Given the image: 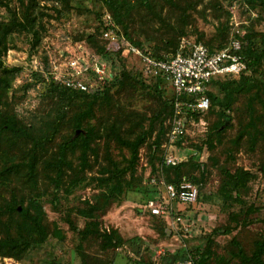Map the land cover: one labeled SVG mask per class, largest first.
Returning <instances> with one entry per match:
<instances>
[{
  "label": "rangeland",
  "instance_id": "374dc122",
  "mask_svg": "<svg viewBox=\"0 0 264 264\" xmlns=\"http://www.w3.org/2000/svg\"><path fill=\"white\" fill-rule=\"evenodd\" d=\"M30 1L0 0V22H9L15 15L19 18L22 3L34 6ZM34 1L41 11L36 10L38 41L33 35L15 32L0 56L13 75L1 110L46 142L36 149L28 140L14 143L7 137V143L0 142V167L21 166L19 173L8 176L7 181L0 178V239L7 231L6 207L11 200H21L28 207L33 198L38 199L43 209L45 239L38 246L22 250L15 258L0 257V264H176L195 248L208 249L212 258L226 261L237 246L249 256L255 242L264 239V66L247 74L253 78V89L234 99L231 123L221 136L214 138L212 147L207 144V135L217 116L207 114L202 116L203 124L194 120L187 127V135L176 143L172 154L203 159L204 166L199 169L204 170V178L197 185V201L189 207L173 204L170 216L153 218L144 207L145 193L155 188L148 178L164 166L151 159L150 143L160 127H168L170 131L166 101L172 100L173 93L165 81L158 87L145 82L141 59L124 52L122 42L143 49L142 53L148 50L163 56L167 40L215 44L227 16L229 34L237 27L244 32L242 26L250 24L249 29L262 30L258 16L254 18L253 13L229 0H150L151 13L132 1L123 25L113 23L119 39L110 42L102 33L103 22L110 13L99 0H69L68 5L52 0ZM105 53L110 57L105 62L108 79L116 80L123 73L128 76L126 84L112 88L104 99L99 96L93 106V118L83 125V129L91 127L94 132L88 167L79 174L80 150L78 147L68 150L65 157L70 168H64L66 176L57 186L51 165L60 145L72 137V121L83 112L86 100L78 98L64 106L52 86L60 84L72 64L78 66L89 60L91 63L92 58L104 62ZM80 79L93 84L92 75ZM211 92L216 93L214 88ZM144 132L151 137L139 148L133 171L118 177L122 184L120 196L106 209L99 210L100 180H113L112 184H117V174L112 170H124L130 157L117 138L134 140ZM252 136L256 137L255 142ZM31 156L37 190L31 189L27 178ZM237 170L254 176L239 206L225 204L218 197L224 179L222 172L233 174ZM186 172L195 178L200 174L188 168ZM17 218L13 216L14 221ZM113 231L124 241L117 249L104 247L100 237ZM215 231L218 234L212 235ZM84 232L91 235L85 236ZM211 263L215 264V260ZM230 264H237L236 259Z\"/></svg>",
  "mask_w": 264,
  "mask_h": 264
},
{
  "label": "trees",
  "instance_id": "16d2710c",
  "mask_svg": "<svg viewBox=\"0 0 264 264\" xmlns=\"http://www.w3.org/2000/svg\"><path fill=\"white\" fill-rule=\"evenodd\" d=\"M52 1L68 5L67 1L69 0ZM99 1L105 6L107 11L110 13L108 14V16L110 17L112 24L114 23L115 26L117 25L120 27L124 23V15H126V13H129V9L131 8L130 3L132 1L138 3L139 6L148 9L147 11L149 13L153 11V4L150 3V0ZM234 1L239 3L240 7H244L250 13H256L258 19L262 22V24L260 25L264 27V0H229V2L231 3H233ZM30 2L31 4H34V6L29 7L28 5L22 3L19 18H16L15 15L9 22H0V56L3 52L7 50L8 39L10 35L15 32H25L29 35H33L34 40L36 42L38 41V32L36 29V25H38L37 18L39 16L37 15L36 10L39 9L36 7L34 0H31ZM157 17L160 22L163 21L160 16ZM228 21L229 17L227 16L226 21L221 24L222 27H220L219 29V41L215 42V44H202L201 42H199L200 40H196L194 43L204 45L211 52L221 51L225 49L230 43L232 34H229ZM103 26L104 27L102 33L109 31L110 28L107 26L105 21L103 22ZM242 28L243 30L245 29L246 34L243 38H241V40L243 41V43L245 42L246 44L243 45V49L240 55L247 64V71L238 76H223L212 80L207 92V97L209 98L210 102L209 110L204 115L195 116L193 119L195 121H199V118H202V116L204 117L207 114H213L217 116L216 121L211 126L207 135V144L209 147H212L211 143L213 140H215L214 138L221 136L224 133L225 129L231 123L230 113L232 105L235 101L234 99L239 95L249 93L253 89V78L252 76L248 77L247 74L258 72L260 70V67L264 66V28H262V30H259L260 28L257 30L253 28L251 30L248 26H242ZM34 46L35 45H33V47ZM178 46L179 42H168L167 40L165 42V56L174 55L178 50ZM106 55L108 56V54L105 53V58L107 59L103 60L104 62L101 61L102 63L110 61V57L108 58L106 57ZM154 56L157 58L162 57V55ZM105 64L107 65V63ZM109 66L110 68H112V62ZM89 76L91 75H86L87 78H89ZM237 77L239 80H236ZM125 78H128V76L123 73L119 74L116 80H114V78L109 80L107 77L104 85H96L88 92H79L72 89H68L61 83L59 85L56 84L52 86L53 91L56 92L58 100L63 103L64 106L70 105L75 99L78 98H84L86 100L83 112L76 115L72 121L71 127L74 132L72 137H70L68 142H64L60 145L58 156L51 165V168L54 171L53 182L55 185L59 186L61 184V181L65 178L66 175L64 168H70V162H67V158L65 157L66 152L68 150L74 149L76 147H78V149L80 150L79 166L81 168L79 174L83 173L85 171V168L88 167L87 156L88 152L90 151V144L94 132L91 127L83 129L84 122H86L87 120L90 121L93 118V106L95 105L96 101L100 99L99 96L103 95L104 99V96H107L112 88L124 87V85L126 84ZM12 79V70L8 69L3 64V62L0 61V142L7 143V137L11 138V142H17L18 140H28L31 141L32 147L36 149V147L40 146L42 142H46V140L44 139L41 142L40 138H37L30 128L19 126L14 116H10L8 115L7 111L5 112L1 110L3 98L6 96V92L11 86ZM92 80H94L93 75ZM144 81L148 84L154 85V87H158V84H161L163 82L159 78H150ZM212 88L215 89V94L211 92ZM88 99L89 101H87ZM171 103L172 100L170 99L166 101V104L168 106V121L171 119L172 116ZM76 132H78L77 135H75ZM167 134L168 127H160V130L156 133L155 137L153 138V141L150 143L151 159L158 160V164L161 163V159L163 156L162 147L167 141ZM148 137H151V135L147 132H144L136 136L134 140H122L120 138H117L118 143L128 149L130 157L127 166L124 170H112V173L117 174L115 175V177H117V184H112L113 180H100V187L102 188V191L100 192V195L97 200L98 202L99 200L101 202V207L99 208V210L106 209L110 205V203L114 202L117 196H120L122 192V184L118 177L120 176V174L123 175L127 172L133 171L135 163L137 161L138 150L145 143L146 138ZM255 138L256 137L253 136L251 137L252 142H255ZM6 150L7 145L5 147L4 154L5 164L7 162ZM157 152L159 153V156H156ZM178 155L179 154L177 153V156ZM184 158L185 160L175 167L162 166L163 168H158L159 171L157 170L156 172H154V175L152 174L148 179L151 180L154 178H163L167 184H172L174 186H179L183 181H185L187 183L192 184L198 189L197 185H200L204 178V170L199 169L200 167L204 166V161H202L203 159L199 161L198 157L193 158L189 155L185 156ZM20 167L16 166V164H14L13 167H7V165H3L2 167H0V178L7 181L8 176L19 173L18 170L20 169ZM187 168L198 170V172L200 173L199 176L197 178L193 177L191 173L186 172ZM27 169V178L30 182V187L33 190H37V180L35 178L36 171L32 156L28 162ZM262 171L264 172V167H262ZM222 173L224 179L218 192L219 199L225 204L231 203L235 206L242 205V198L245 195L244 193L247 190L248 183L254 178V176L250 172L243 170H237L233 174H229L227 171H223ZM105 174H108V170ZM79 182H82V180L74 183L72 188L76 187ZM147 191L148 192L145 193L146 203L148 201L157 200L159 198L156 195V192H153L152 190ZM94 207L95 206H93L92 208ZM249 210L250 208H248V211ZM6 212L9 215V217H7V222L9 220V223H7V231L0 239V257L15 258L21 253L22 250H26L43 243L45 239V227L43 225L42 219L43 209L41 207V204L38 202V199H30L28 207H25L21 200L19 201L13 199L7 205ZM13 216H17L18 218L14 221ZM151 216L153 218L156 217L153 215ZM9 224H11L13 227H11ZM84 233L85 236L91 235V232ZM224 233H228V231H225ZM216 234H218V231H215V234L212 233V235ZM100 237L105 244L104 247L106 248L117 249L124 243V241L115 231L111 233L104 232L103 235H101ZM233 244L236 245L235 241H233ZM187 258H190L193 264H212V259L215 260V264H230L233 258L236 259L237 264H264V239L255 242L254 251L249 256L245 255L241 248L237 246L236 252L231 254L230 258H227L226 261H222L221 259L216 260V258H212V254L210 253V251L204 248H195L190 251H187L184 258L181 260L183 261ZM181 260H177V262Z\"/></svg>",
  "mask_w": 264,
  "mask_h": 264
},
{
  "label": "built area",
  "instance_id": "2783aa9c",
  "mask_svg": "<svg viewBox=\"0 0 264 264\" xmlns=\"http://www.w3.org/2000/svg\"><path fill=\"white\" fill-rule=\"evenodd\" d=\"M252 15L254 18L257 17V14ZM105 21L110 29L103 33V38L110 42L118 40L119 37L114 33L113 24L108 16ZM245 34L246 31L240 32L238 27L233 28L229 45L221 51L214 52L209 51L202 44L181 40L174 55H163L161 58L155 57L148 50L142 53L141 50L122 42L124 52L141 59V71L145 79L159 77L172 89L171 127L167 134V141L162 147V166L175 167L185 160L184 157L175 156L172 152L176 143L187 135V127L194 122V117L204 115L209 110L210 102L207 92L212 80L223 76H238L247 71V64L240 55L244 45L241 38ZM88 74L93 75L92 85L80 79L86 78ZM107 77L108 66L92 58L91 63L89 60L78 66L72 64L68 74L62 77L60 83L68 89L88 92L96 85H104ZM201 119L199 118V123L203 124ZM150 183L154 185L155 188L152 191L156 192L159 198L148 201L144 207L153 216H170L174 212L173 204L190 206L197 201V188L185 181L179 186H174L167 184L163 178H154ZM176 264L193 263L190 258H187Z\"/></svg>",
  "mask_w": 264,
  "mask_h": 264
},
{
  "label": "water",
  "instance_id": "95a60500",
  "mask_svg": "<svg viewBox=\"0 0 264 264\" xmlns=\"http://www.w3.org/2000/svg\"><path fill=\"white\" fill-rule=\"evenodd\" d=\"M78 134V132L76 133V135Z\"/></svg>",
  "mask_w": 264,
  "mask_h": 264
},
{
  "label": "crops",
  "instance_id": "0c3cea01",
  "mask_svg": "<svg viewBox=\"0 0 264 264\" xmlns=\"http://www.w3.org/2000/svg\"><path fill=\"white\" fill-rule=\"evenodd\" d=\"M138 50H141V49H138Z\"/></svg>",
  "mask_w": 264,
  "mask_h": 264
}]
</instances>
